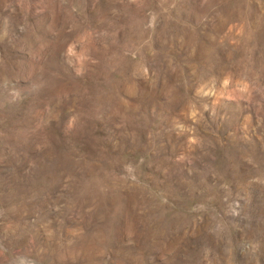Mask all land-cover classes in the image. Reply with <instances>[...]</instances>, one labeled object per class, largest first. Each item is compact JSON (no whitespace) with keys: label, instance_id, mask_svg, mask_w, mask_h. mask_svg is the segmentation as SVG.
<instances>
[{"label":"rangeland","instance_id":"rangeland-1","mask_svg":"<svg viewBox=\"0 0 264 264\" xmlns=\"http://www.w3.org/2000/svg\"><path fill=\"white\" fill-rule=\"evenodd\" d=\"M0 264H264V0H0Z\"/></svg>","mask_w":264,"mask_h":264}]
</instances>
